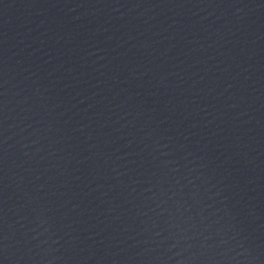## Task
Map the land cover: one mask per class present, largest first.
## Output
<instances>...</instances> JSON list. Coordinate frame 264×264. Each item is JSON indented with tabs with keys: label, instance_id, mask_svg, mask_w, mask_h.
Returning <instances> with one entry per match:
<instances>
[{
	"label": "water",
	"instance_id": "1",
	"mask_svg": "<svg viewBox=\"0 0 264 264\" xmlns=\"http://www.w3.org/2000/svg\"><path fill=\"white\" fill-rule=\"evenodd\" d=\"M141 264H264V253H228L181 257Z\"/></svg>",
	"mask_w": 264,
	"mask_h": 264
}]
</instances>
